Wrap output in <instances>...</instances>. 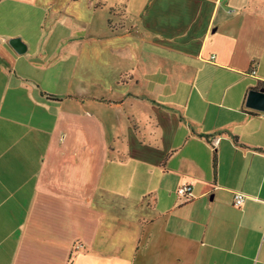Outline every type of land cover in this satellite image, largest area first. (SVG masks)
Returning <instances> with one entry per match:
<instances>
[{
  "label": "crops",
  "instance_id": "obj_1",
  "mask_svg": "<svg viewBox=\"0 0 264 264\" xmlns=\"http://www.w3.org/2000/svg\"><path fill=\"white\" fill-rule=\"evenodd\" d=\"M251 90L264 0H0V264H264Z\"/></svg>",
  "mask_w": 264,
  "mask_h": 264
},
{
  "label": "water",
  "instance_id": "obj_2",
  "mask_svg": "<svg viewBox=\"0 0 264 264\" xmlns=\"http://www.w3.org/2000/svg\"><path fill=\"white\" fill-rule=\"evenodd\" d=\"M9 45L18 54H22L26 50L25 46L20 42L19 39L10 40ZM246 106L264 112V93L257 90L249 91L247 95Z\"/></svg>",
  "mask_w": 264,
  "mask_h": 264
},
{
  "label": "built area",
  "instance_id": "obj_3",
  "mask_svg": "<svg viewBox=\"0 0 264 264\" xmlns=\"http://www.w3.org/2000/svg\"><path fill=\"white\" fill-rule=\"evenodd\" d=\"M176 195L180 199L188 200L191 197V187L188 185L179 186L176 190ZM244 201H245L244 195L240 193L234 194V197H233L234 206L241 207Z\"/></svg>",
  "mask_w": 264,
  "mask_h": 264
}]
</instances>
